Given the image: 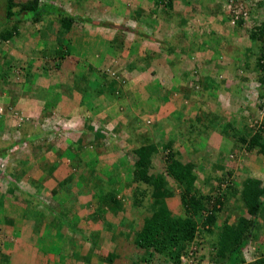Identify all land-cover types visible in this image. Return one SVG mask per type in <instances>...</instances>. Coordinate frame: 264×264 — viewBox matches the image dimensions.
I'll use <instances>...</instances> for the list:
<instances>
[{
    "label": "crops",
    "instance_id": "obj_1",
    "mask_svg": "<svg viewBox=\"0 0 264 264\" xmlns=\"http://www.w3.org/2000/svg\"><path fill=\"white\" fill-rule=\"evenodd\" d=\"M186 1L188 2L185 4L183 0H123L121 5H117L115 8L117 11L113 12V14L109 12V7L99 4L98 1L91 2L90 5L95 8H91L94 14L107 7L105 9L107 11L106 14H110L109 17L111 16V18L104 23L99 20L98 22L95 18H89L91 15L87 12V8L82 5L83 8L81 10H83L84 15L78 14L79 17L87 22H91L92 28L98 30V33L83 36L87 34L83 29L84 33L81 34V38L78 37L76 39V42L73 41L72 35L69 34L70 31H62L57 20L53 25L48 23L46 25L43 21L35 24L32 20L27 19V13L22 15L24 16L23 20L27 22H20L18 24L14 20H7L5 9L0 11V20L3 19L0 22V160L12 158L11 154L7 157L9 147H13V153L14 148L18 149V154L16 153L18 158L13 157V160L16 159L14 163L7 165L8 179L4 178V167L3 169L0 167V172H2L0 173V184L13 186V190H10L12 193L10 194H3L0 191L1 238L5 231H14L22 234L16 237L15 240L19 238V241H26L20 239L22 236L24 239V234L29 236L28 239L30 240L34 237L32 232L33 226L39 224L41 220L44 221L45 226V229H43L45 234L44 239L48 235L49 237L53 235L56 237L59 233L51 228L55 219L58 218L55 216L59 214V209L63 206L65 207L66 203L69 205L71 202V200L66 201V194L64 193H74L71 196H73V199L76 197L74 200L79 203H75L72 208V212L76 213L74 222L79 221V217H82L84 209L90 211L86 217L90 216L97 204L96 199L90 192L86 193V195H76L83 190L79 188V183L86 190V187L97 184V180H93L92 183L86 185V179H89L81 178L77 182L74 181L72 183L69 191L60 187V183L64 180H59V189L56 188L57 194L51 191L54 188V181L57 179L55 173L60 171L63 173L64 169H70L69 167L71 166L74 167V164L72 165V162L68 160L71 158L70 155H61L65 156V158L59 160V164L57 163L58 161L54 163L38 160V156H34L33 154L29 157L28 163L21 160V157H25L29 152H20L24 150L22 144L28 146V144H32L31 141H38L37 139L41 137L32 127L34 120H31L33 119L31 114H33V111L36 112L37 116L44 114L43 116L46 117L47 115L45 114L47 112H52L55 109L58 110L60 107L68 108L69 111L74 110V115L76 113L81 114L78 109L82 110L81 108H85L88 110V114L86 118L84 117L85 120L83 121L84 124L86 121V129L80 134L70 131L69 126L72 117L68 116L63 119V123L66 125L64 128L66 134H64L65 137L57 140L55 146L64 152L65 150L71 149L69 151H72V149H76L75 146H81V140H84V138L88 139L90 134H92V140H95V133H100V131L95 129L93 123L97 120H101L103 123L102 116L100 118V114L102 113L101 107L120 105L121 102V105L127 106L129 109L125 115L127 119L126 130L121 131L126 135L120 136L123 134L119 133L118 127L114 126L111 132L112 135L108 136V138H122L120 144L129 145V142L133 138L132 132L136 129V134H144L140 133L138 129L143 126L142 123H147V125H153L150 129L152 130V136H155L157 141L162 139L166 141L171 140L175 143L176 149H190L194 143L189 142L187 138L191 137L193 140L199 141L200 154L202 155L212 153L225 156V151L228 152L237 165L230 164L229 162L227 165L228 159L222 157L223 162L228 166L226 171L233 173L237 177L243 170H246L244 178L240 179V181H244L247 178H256L264 181V157L256 151L247 152L243 149H240L238 152L234 151L233 143L221 135L220 128H216L214 133H210L211 135L207 133L202 134L201 131L200 133H194V130H191L192 136L189 135L190 130L187 131L185 129L190 122H193L195 115L199 113L204 114L211 121H213V118H218V124L224 123L223 125H225L232 123L234 128L236 126L243 128L244 123H250L257 118L255 108L249 106V101L254 97L256 90L255 82L250 78L252 73L244 69V64L253 58L251 54L252 51H256V47L250 42L249 38L248 40L244 38L243 28L239 29L230 25L228 16L231 18L232 14L227 15L224 13L227 12L228 3H230L228 8L232 7L233 0ZM200 5H203V7ZM55 6L60 7L68 15H77V13L73 14L69 12L64 4ZM122 9H124L123 15L120 14ZM207 11L210 12L209 15ZM190 14L192 15L190 16ZM198 15H200V18L197 17ZM51 20L47 19V21ZM109 22V25H105V23ZM232 23L234 22L232 21ZM75 25L76 23L71 29L73 35H75ZM55 27L57 31H55ZM93 29H91L92 32L95 31ZM103 29H107L110 33L123 32L126 34L122 38V45L118 46L116 44L117 39L114 36L101 40V35L99 34ZM5 32H12V35L10 34V37L6 40L2 38V34ZM205 36L209 37L211 46L208 47L206 42L203 49H201L200 45H192V43L197 42V44H201L200 40ZM60 41H62V44H60ZM68 43L70 44L69 48H72L71 55L66 57L60 65H57V61L54 59L56 57L53 56V50H67ZM100 44H108L107 51L111 55L108 54L111 61L109 62L107 71L100 70L98 67L100 62H98V65L96 64L97 60H102L101 56H107L104 50L100 51ZM173 44H176V46H173ZM188 46L191 48H188ZM97 49H99L100 53L96 52ZM89 52H92L90 56L88 55ZM118 53H122L124 59H121L122 57L118 58ZM166 53H169L167 58L175 57L176 60L185 55L187 59H191V62H186L187 64L182 63V65L179 63L176 71H173V69L171 77L168 79L170 85L165 86V88L158 81L160 76L155 68L162 61V54L165 55ZM88 56L94 57L96 61L94 59L89 61ZM118 60L127 61L129 69L126 70L128 67L124 69L125 74H127L126 76L130 79H140L144 75L148 77L144 69L148 71L151 66L153 71L156 72V74L154 72L152 74L156 75V79L158 78L157 82L152 80L149 84L143 86V82L141 81V90L133 89L132 87L131 91L129 88L121 86L120 91L122 95L116 96L113 94L112 96L110 84L116 82L113 73L116 71ZM105 64H103L105 66L103 68H106ZM81 73L84 76H78ZM97 74H103V78H98ZM155 75H152V77L154 76L155 78ZM128 94L131 97H128ZM87 97H90L91 101ZM117 99V103L112 102V100L115 102ZM194 99H198V101ZM200 107L202 110L199 109ZM168 108L171 111H168ZM195 110L197 111L196 113L192 112ZM134 113L135 115H133ZM102 114L104 115V113ZM211 114L215 115V117L210 118ZM136 115H139L140 118ZM252 125H250L251 128H253ZM19 133L21 137H18L17 141H15ZM56 135L60 136L59 132ZM30 136H32V139L28 140ZM105 138L107 139V136ZM211 139H215L216 141L212 142ZM10 143L12 144L10 145ZM82 143L85 144V140ZM111 145L113 144L110 143ZM132 145H134V142L130 144V147H133ZM34 146H38L41 150H49V145L46 147L45 143L38 145L36 142ZM206 146L208 147L207 150L205 149ZM118 148L115 145V150L109 148L110 150L107 149L97 154L96 157L100 159L101 155L107 154V159H109V163L111 164L108 169L104 167L105 170H116L117 164L122 161L121 153L123 151H119ZM92 149L94 150V148ZM196 155H198V151ZM44 157L42 155V159ZM64 160L71 165L67 164L66 166ZM88 165L89 170L91 165ZM82 166L87 168V163L82 164ZM127 166L126 169L132 171L133 166L129 164ZM121 170L122 177L126 176L127 172L123 167ZM66 177H69V175ZM167 180L171 182L170 178H167ZM20 185L26 186L30 191L27 195H24L26 201L23 202H27V205H24L23 208L19 206L20 204H17L20 203V193H23L19 192L20 189L18 187ZM75 185H78L77 190L74 188ZM130 193V191L126 192L125 212L121 216L122 220L119 218V213L114 214L109 211L106 214V220L115 226V231L119 236L116 234L114 237L113 231L105 229L103 222L92 220L97 223V228L90 230L89 236L92 238V235L97 232L101 233V236L99 240L94 239L89 242V250L85 253L84 243L79 241V238L82 236L81 234H83H80V232L83 229L81 230V227H77L80 230L79 235L81 236L75 238V242H78V245H75V255L81 257L82 264H92L94 262L92 259L96 257L95 253L99 255L104 253L106 255L104 257L105 261H107L108 256L117 255L113 263L104 262L105 264L124 263L121 259L125 261L127 254L125 253L124 255L120 249L124 248L123 251L125 252L132 249H129V247L134 242L133 233L136 232L134 229L138 225V228H140L142 219L150 214L143 207L136 208L134 206V200L129 198L132 196ZM9 199L11 201H8ZM52 199H57L58 202L56 201L53 205ZM84 199L86 200L84 201ZM152 201L151 197L147 198L144 206L147 205L148 207ZM45 204H47L48 208H46ZM33 207H39L37 210L45 209L43 213H40L39 221L34 225L33 217L28 214V211H31ZM37 210L36 212H38ZM52 210H55L57 214L52 213ZM83 217L85 218V216ZM46 222L49 226L46 225ZM126 227L129 228L130 240L125 235L124 230L122 231ZM60 231L63 230L61 229ZM120 233L123 236H120ZM63 235H66V232H63ZM105 235L110 236L104 238ZM55 244H57V247L52 252L53 254L50 252V254L37 255L38 251L33 252V254L29 252L30 250L28 252L34 260L37 259L41 264H47V260L51 261L52 264H72L70 263L72 262V258L67 253L66 255L63 254L61 242L57 241V243L55 242L52 245L56 246ZM105 248H112V252L111 250L106 252L105 250L108 249ZM0 249L3 251L5 248L1 246ZM85 257L89 258L90 261H87ZM28 264L34 263L30 262ZM75 264L79 263L75 262Z\"/></svg>",
    "mask_w": 264,
    "mask_h": 264
},
{
    "label": "trees",
    "instance_id": "obj_2",
    "mask_svg": "<svg viewBox=\"0 0 264 264\" xmlns=\"http://www.w3.org/2000/svg\"><path fill=\"white\" fill-rule=\"evenodd\" d=\"M235 3L244 6L241 12L235 8L230 13L232 14L231 19L235 23V28L244 27L246 23L245 14L250 15L248 11H257V9L261 8L264 15V4L261 2H258L257 7L253 6V9H249L253 5L252 2L246 3L245 0H233V4ZM2 9H5V16L8 21L14 20L18 24L27 22L23 20L24 16H22L27 13L28 18H26L32 20L35 24L43 21L46 25L47 23L53 25L57 20L63 32L71 31L75 21L81 19L68 15L60 7L43 0H27L26 2L0 0V11ZM244 11H246L245 14L243 13ZM47 19L52 20L47 21ZM247 32L250 42L256 47V51H252L251 54L253 58L244 64V69L252 73L250 78L253 79L256 87V94L249 101V106L258 111L256 112L257 115L262 114V119L256 129L251 128L250 123H244L242 130L237 132L232 123H227L220 132L224 138L232 143L234 142V151L238 152L240 149L247 152L256 151L264 157V20L254 25ZM10 34L12 35V32H5L2 34V38L6 40L10 37ZM60 42L62 44V41ZM69 47L70 44L67 45V50H53L57 65H60L66 57L71 55V48ZM218 121V118H213V121H211L204 114H198L185 129L187 131L190 130V136H192L191 130H194V133H200L201 131L202 134H208L212 133L213 130L216 131L215 127ZM135 131L136 129L132 132L131 143L134 142L132 149L117 164L119 167L113 172L111 170L106 178L102 177L98 169L91 165L88 179L97 180V184L86 190L83 188L81 192L77 193V195H86V193L90 192L96 199L97 204L94 212L86 217L85 220L87 222L91 220L103 222L104 228L108 231H113L112 234L115 237L117 234L115 226L106 220V214L110 211L114 214L123 215L127 196L124 193L130 189L132 196L129 198L134 200V206L136 208L143 207L144 210L150 213L141 222L139 221L141 225L138 230L140 231L136 232L133 239L136 249L147 252L148 256H150L151 250H155L161 256L172 260L173 264H182L183 257L187 254L188 246L196 239L199 233V227L203 226L206 232H212L220 220L219 215H221L224 207L232 199L234 201L239 200L246 213L241 214L234 223H230L227 220L223 222L217 238L213 242L215 253L211 264H218L223 260L225 264H245L244 249L250 246L254 240L255 230L260 225L259 218L264 212V181L256 178H247L243 181L242 186L239 187L233 183V173L230 172L228 175L226 174L230 178L229 181L224 178L219 180L220 185H218L215 194H205L198 186L197 166L192 162L183 161L173 141H166L165 139L157 141L156 137L152 136V130L148 131L147 134L141 135L139 133L136 134ZM95 134L96 142L99 139H106V135L101 131ZM187 140L194 143L195 147L200 148L198 140H193L191 137L187 138ZM96 142L94 144L90 142V144L95 146L98 144ZM110 147L115 150V145ZM75 148L74 152L78 154L83 149L86 150L87 147L79 145L75 146ZM98 153L102 152L98 151ZM159 153L164 155V158L162 156L165 165L163 172H157L156 160H158L157 155ZM129 157L134 159L132 161L133 169L130 172H125L126 176L123 178L121 172H119L120 167L126 166L127 168ZM222 157L220 161H223ZM124 170L127 169L124 168ZM167 178L172 179L181 188V201L186 213L185 218L175 216L167 206L166 200L174 195L168 186ZM73 179L74 175L67 177L60 183V187L69 191L74 182ZM53 193L57 194V189ZM149 197L153 200L152 203L148 207L147 205L144 206L146 199ZM62 217L68 219L67 222L65 221L66 223L61 224L62 227L66 224L69 227L73 223L76 230L78 229L77 224L73 220L74 218H71L70 214H65ZM60 222L62 223V220ZM100 236L101 233L99 232L92 235V238L82 235L86 242H91L94 239L99 240ZM120 236H123V234L120 233ZM69 241L73 242L72 240ZM116 257L117 255H110L107 261L113 263ZM85 259L90 261L87 257ZM134 260H131L130 264H139L137 259V261ZM251 264H264V258L258 259Z\"/></svg>",
    "mask_w": 264,
    "mask_h": 264
},
{
    "label": "rangeland",
    "instance_id": "obj_3",
    "mask_svg": "<svg viewBox=\"0 0 264 264\" xmlns=\"http://www.w3.org/2000/svg\"><path fill=\"white\" fill-rule=\"evenodd\" d=\"M16 1L17 2H20V1L26 2L27 0H16ZM43 1L44 2L47 1V2L53 3L55 5L64 4L66 6L67 10H69V12H71L73 14L77 13V15H74V16H76V18L79 17L78 14L84 15L83 10H81L83 8L82 5H84L87 8L86 9L87 12L91 15V16H89V18H95V20H97V21L99 20L100 22H103V23L111 18V16L109 17L110 14H106L107 11L105 9L107 7H109L110 8L109 12H111L113 14V12L117 11V9H115L117 7V5L118 4L121 5V3L123 2V0H58V1L57 0H43ZM93 1H98L99 4L105 5L107 7L104 9H101V11L97 12V14H94V11L91 8H93V9H95V8L92 7V5H90L91 2H93ZM183 1L185 2V4L188 2L186 0H183ZM82 2H83V4H82ZM245 2L246 3H251V2L253 3V5H251V7H249V9H253L254 8L253 6L257 7V5L259 4L258 2H261L262 4H264V0H257V1L245 0ZM228 4L230 5V3H228ZM200 6L203 7V5H200ZM228 6H227V12H224L227 15L230 14L235 8L239 9L240 12L242 11V9H244L243 5H237L236 3L231 5L233 8L232 7L228 8ZM205 10H204V13H205ZM262 10L260 8L259 10L257 9V11H253V10L248 11V12H250L251 17L249 14L246 13V11L243 12L244 14L246 13L245 14V19H246L245 22L246 23H245V26L243 27V30H244L243 34H244V38L246 40H248V37H247L248 32L247 31L249 29H251L252 27H254V25H256L257 23H261L264 20V15L262 14ZM123 11H124V9H122V11L120 13L121 15H123ZM92 14H94V15H92ZM207 14L209 15L210 12L207 11ZM191 15L192 14H190V16ZM199 16L200 15H198L197 17L200 18ZM122 17H124V16H122ZM248 17H250V19H248ZM79 18H81V17H79ZM228 20H230V25L232 27H235V24L232 23V21H231L232 19L229 16H228ZM75 23H76V25L74 26L75 35H73L72 30L69 32V34L72 35L74 42H76V39L78 37L81 38V34H83L84 32L87 34H84L83 36H85V35L88 36V34L98 33V30H95L92 28L91 22H87L86 20H84L82 18L77 19L75 21ZM109 24H110V22L105 23V25H109ZM83 29L85 30L84 32H83ZM91 29H93L95 31L92 32ZM107 29H109V28H107ZM107 29L101 30V32L99 34V35H101V38L100 37L99 38L101 40H106L110 36H114L117 39L116 44L118 46L122 45V43H123L122 38H124V36L126 34H124L123 32H117V33L111 32L110 33ZM55 31H57L56 27H55ZM205 38H207V39H205ZM56 39H57V37H56ZM200 41H201L200 42L201 44H197L198 43L197 42V43H192V45H194V44L197 46L200 45L201 49H203L205 42H206V45L208 47L211 46L209 43V37L208 36L201 38ZM67 45H69V43ZM151 45L154 46L153 44H151ZM87 46H90V45H87ZM173 46H176V44L175 45L173 44ZM99 48H101L100 51L104 50L107 53V56L106 55L101 56L100 58H102V60L101 59L97 60L96 64L98 65V62H100L98 65L100 70L101 71H107L109 62L111 61V58H109L110 54L107 51L108 50V44H106V45L100 44ZM188 48H191V47L188 46ZM170 50H172V49H170ZM70 51L72 52V48L70 49ZM100 51H99V49L96 50V52H99V53H100ZM243 52H245V51H243ZM91 54H92V52L88 53L89 56ZM89 56H88L89 61L94 59V57L92 58V56L91 57H89ZM167 56H169V53L168 54L166 53L165 55L162 54V57H161L162 61L159 62L157 64V67L155 68V70L159 73V76H160V79H158V78L157 79L161 84L164 85V87L165 86L167 87L170 85L169 84L170 81H168V79L171 77L172 70L174 69L173 71H176V67H177V65H179V63L182 65V63L187 64L186 62H189V63L191 62V59L190 58L187 59V57L185 55L180 57L179 60H176L175 57L167 58ZM117 57L118 58L122 57L121 59H124L122 56V53H118ZM94 60L96 61V59H94ZM254 60H255V58H254ZM104 63H106L105 64L106 68H103V67H105L103 65ZM93 65L96 66L95 64H93ZM125 67H128L127 61L123 62L121 60L120 61L118 60L117 65H116V71H114V73H113L114 74L113 76L115 77L116 82L115 83L113 82V84L112 83L110 84L111 88H112V91H111L112 96H113V94L116 96L122 95V92L120 91L121 86L123 88H129L132 91V87H133V89L136 88L137 90H141V88H140L141 81L143 82V86L149 84L152 80H155V82H157L156 75H155L156 72L153 71L151 66H150L148 71H147V69H144V71H145V73H147L148 77H146V75H144L140 79L139 78L138 79L128 78L126 76L127 74H125V69H124ZM128 69H129V67L126 68V70H128ZM153 72L155 74H152ZM82 73L79 74L78 76H80V75L84 76V74H82ZM97 73H99V72H97ZM102 75L103 74L98 75V78L102 79L103 78ZM152 75H155V78H154V76L152 77ZM251 80L253 81L252 78H251ZM255 94L256 93L254 92V95ZM128 95H129L128 97H131L130 94H128ZM90 96H92V95H90ZM123 97H125V95H123ZM87 98L89 101H91L90 97H87ZM194 100L198 101V99H194ZM117 101H118V99L115 102L112 100L113 103H117ZM81 109L82 110L78 109V111L81 112V114L76 113V115H74V113H75L74 110L69 111L68 108L65 109L62 107L58 108V110L55 109L52 112L51 111L47 112V114H45V115H47L46 117L43 116L44 114H41V116L40 115L37 116L35 111H33L32 112L33 114H31L32 118H33L31 120L32 121L34 120L32 127L35 131L38 132V135H40L41 137L39 139H37L38 141H34V142L31 141L32 144H30V145L28 144V146L25 144H22L24 146V150H22L20 152H23V151H29V152L26 154L25 157H21L22 158L21 160H24V162L26 161L28 163L29 157L33 154L34 156L35 155L38 156V158L36 156V158L38 160H45V161L54 162V163H55V161H58L57 163L59 164V160H63L65 158V156H61V155H70L71 158L68 160H70V162H72V165L74 164V167L71 166V167H69L70 169H64L63 173H62V171L55 173V177H57V179H55V181H54V188H53V190H51L52 192H54V190L56 188H58V181L59 180H65L67 178L66 177L67 175L72 176L71 174H74L73 180L75 182H77V180H79L81 178H84V179L89 178L90 171L88 170V168H89L88 164H90V165H92V167H95L96 169H98V172H100V175L102 177L106 178L108 173L111 171V170L108 171V170L104 169V167H106V169H108L109 165L111 164V163H109L110 162L109 159H107L108 156H107V154L101 155L100 156L101 159L97 158L96 156L98 154V151L104 152L107 149L111 148L110 143L118 146L119 151H123L121 153L122 158L128 153L127 150L130 151L132 149V147H130L131 142H129V145L120 144V141L122 138H117V139L108 138V136L112 135L111 132H112V128L114 126L118 127L119 133H122L121 132L122 130H124V131L126 130L125 126H127V122H126L127 119L125 118V115L127 114V110L129 111V109L127 106L124 107L123 105H121V102H120V105L116 104L115 106H111V107L110 106L101 107L102 113H104V115L101 113L100 118L102 116L101 119L103 120V123L101 120L100 121L97 120V121H95V123H93V125L95 126V129H98L99 131L103 132L107 136V139H105V140L99 139L96 142L95 140H92V134H90L88 139L84 138L85 144L82 143L84 140L83 139L81 140L82 141L81 146L87 147L86 150L83 149L82 150L83 152L81 151L78 154H76L73 149H72V151H69V150H71V149H69V150H65L64 152L61 151L62 149H58L55 146L57 140L62 139L63 137H65L64 134H66V131L64 130L66 125H64L63 119H65L68 116L72 117V119H71L72 121H70V126H69V128L71 129L70 131H75L78 134H80L82 131H85L86 121H85V124L83 121L85 120L84 117L86 118V115L88 114V110H86L85 108H81ZM196 109H197V107H196ZM199 109L202 110L201 107ZM167 110L169 111L170 108H168ZM68 111H69V113H68ZM192 112L196 113L197 111L195 110ZM205 112L207 113V111H205ZM256 112H258V111L256 110ZM211 113H213V112H211ZM133 115H135V113ZM136 116L139 117V115H136ZM196 116L197 115H195V117ZM261 116H262V114L261 115L258 114L257 118L254 121L250 122V125L253 124L252 127L254 129H256V126L260 124L261 119H262ZM213 117H215V115H212L210 118H213ZM135 120H137V119L135 118ZM80 122H83V123H80ZM111 123H112V125H111ZM132 123H130V124H132ZM142 124H143V126L140 127L138 130L140 131V133L146 132L144 134H147V132L151 130L150 128H152L153 125H147V123H142ZM223 124L224 123H219V124L217 123V127H215V129L220 128V130H221L224 127ZM221 125H222V127H221ZM235 130L237 132H240L242 130V128L236 126ZM58 132H59L60 136L56 135ZM212 133H214V130L212 131ZM116 134H118V133H116ZM122 134L123 135H120V136L126 135L124 133H122ZM208 134L211 135L210 133H208ZM22 136L27 137L29 135H22ZM18 137H21L20 133H19V135L16 136L15 141H17ZM31 137L32 136H30V138H28V140L32 139ZM7 141H9V140L7 139ZM160 141H162V140H160ZM211 141L215 142L216 140L211 139ZM36 142L38 143V145L45 143L46 147L49 145V150H44V149L41 150V148H39L38 146L37 147L34 146V144H36ZM90 142H93V144L96 142L98 144H96L94 146V145H91ZM11 144L12 143H10V145ZM7 146L9 147V145H7ZM10 148L11 147H9V149H8L9 153H7V157L9 154H11L12 158L13 157L18 158V156H17L18 149L14 148V153H13L12 152L13 147L11 149ZM19 148H21V147H19ZM90 148L91 149L94 148V150L93 149L91 150ZM207 148L208 147L206 146L205 149L207 150ZM90 150L93 152H91ZM177 150L180 152L183 161L192 162L193 164H195L197 166L196 173L198 174V178H199L198 186L203 193L215 194L217 191L218 185H220L219 184L220 179L224 178L226 181L230 180V178H228V176H227L228 173H230V172L226 171V169L228 168L227 165H228V162L230 164H236V162H234V159L232 158L231 155H229L228 152L225 151V156H223L224 159H226V158L228 159L227 165H226L225 162H223L222 160L220 161V158H221L220 155L212 154V153L211 154L206 153V154L202 155V154H200L201 149L195 147V145H192L190 147V149L189 148H178ZM42 151H44V153H42ZM59 151H61V152H59ZM67 151H69V152H67ZM197 151H198V155H196ZM125 152H127V153H125ZM42 155L45 156L43 159H42ZM232 155L234 156V154H232ZM254 155H256V154H254ZM157 156H158L157 157L158 160H156L157 167H158L157 172H163L165 169V165L163 162L164 155L159 153ZM162 156H163V158H162ZM256 157H257V155H256ZM12 158H7V159L4 158L3 160H0V167H2V169L4 167V170H5V171H3L5 179H8L7 178L8 177L7 165L10 163H14V160H16V159L13 160ZM128 160L130 161V162H128V164L132 166V161L134 159L129 157ZM64 162H65L66 166H67V164L68 165L70 164V163H66L65 160H64ZM84 163H87V168L85 166H82V164H84ZM214 164H216V165L214 166ZM117 167H119V166H117ZM123 168L126 169V166H124ZM262 170H263V168H262ZM120 171H122L121 167H120ZM125 171L130 172L129 169H127ZM245 171L246 170H243V172H241V174H239L237 177H235L236 175L234 176V174H233L232 181L235 185H237L239 187L242 186L243 181H240V179L244 178V175L246 174V173H244ZM112 172H113V170H112ZM0 173H2V172H0ZM123 178H125V176H123ZM92 181L93 180H91V179H89V180L86 179L85 184L86 185L90 184V183H92ZM171 182L169 183L168 186L173 191L174 195L171 198L166 200L167 206L173 212V214L175 216L185 218L186 213H185L184 206L182 205V201H181V188L172 179H171ZM223 185H225V184H223ZM9 186L10 185H8V184H5V185L0 184V191L3 192V194L12 193V192H10V190L11 189L13 190V186H10V187ZM18 188L20 189L19 192H23V193H20V195L18 194L21 198L19 199L20 203H17V204H20L19 206H21V208H23L24 205H27L26 204L27 202H23V201H26V197L24 195H27L28 192H30V191L28 190V188L26 186L23 187V185H20ZM74 188H75V190H77L78 185L77 186L75 185ZM79 188L83 189L81 183H79ZM88 188H90V187H86V189H88ZM223 188H224V186H223ZM61 191H59V192H61ZM128 191H130V190H128ZM128 191H126V192L128 193ZM126 192L124 194H126ZM64 194H66V201L71 200V202L69 203V205H68V203H66L65 207L63 206L61 209H59V214L55 216L58 218L55 219V222L51 227L53 230L55 229L60 235L58 234L56 236L57 237L56 238L52 234L53 236L49 237V235H48V237L46 239H44L45 234H44L43 229H45V226H44V221H42V220L39 222V224H36L35 226H33L32 232L34 234V237L30 240L28 239L29 236H26L25 234H24V236H25L24 239H23V236L20 239L26 240V241H19V238H17L15 240L16 237H19V235H22V234L21 233L18 234L17 232H14V231L13 232L5 231L3 234V237L2 238L0 237V245L3 248H5L3 251L0 249V264H28L30 262L34 263V264H41L38 262L37 259L34 260L32 258V256L30 255V253L33 254V252L38 251L37 255L50 254V252H51V254H53L52 252H54L55 248L57 247V244H55L56 246H54L52 244L55 242L57 243V241L61 242L62 251H64L63 254L66 255V253H67L69 255V257L72 258V260H71L72 262H70V263L75 264V262H76V263L82 264L81 262H83V261H81V257L80 256L77 257L75 255V252H76L75 245H78V242H75V238H79L84 233H85L84 235H88V237H91V236H89L90 230H93V229L95 230V228H97V223L93 222L92 220L89 222H87L85 220L87 214H89L90 211H87L86 209H84V211H82V217L85 216V218L79 217V221L75 220L76 222H78L77 223V225H79L78 227H81L80 229L81 230L83 229V231L80 232L78 229L76 230V228L73 226V223H71L69 225V227L67 226V224L62 227L61 224L66 223L68 220V219H65V217L63 218L62 216L65 215L66 213H68L71 216H73L72 218H75L76 213L74 211L72 212V208H73V205L75 203L79 204L78 202H76V200H74V199H76V197L73 199L72 198L73 196H71V195H74V193L71 194V192H69V193L67 192ZM85 200L86 199H84V201ZM8 201H11V200L9 199ZM56 201H57V199H52V204L54 205ZM60 203H62V202H60ZM8 205H10V204L8 203ZM45 205L47 206V204H45ZM62 205H63V203H62ZM15 206L17 207L16 204H15ZM38 208L39 207H33V208H31V211H28V214H30L33 217V225L35 223H37V221H39V217L41 216L40 213H43L45 211V209L37 210ZM46 208H48V206ZM36 210L38 212H36ZM20 211H21V209H20ZM52 213L57 214V212L55 210H52ZM245 213H246V211L243 210L242 203L239 202V200L234 201V199H232L230 201V203H228L224 207L221 215H219L220 220L212 232L208 233L204 230L203 226L199 227V233H198L196 239L194 241H192V243H190V245L188 246L187 254H186V256L183 257L184 260H182V264H211L213 254L215 253V247H214L213 242H215V240L217 238V234L219 233V230H220L221 226L223 225V222H225L227 220L230 223H234L241 214H245ZM121 216H123V215L119 216L120 219H121ZM77 219H78V216H77ZM120 219H119V221H120ZM61 220H62V223L60 222ZM259 221H260V225L255 230L254 240L252 241L250 246H248L244 249V256H245L244 258L246 260L245 264H251V263L257 261L258 259L264 258V212L262 213L261 217L259 218ZM46 225L49 226V224H47V222H46ZM138 226H137V228L134 229V230H136V232L139 229ZM61 229L63 231H60ZM128 229L129 228L126 227V228H123L122 231L124 230L125 235L128 236L129 240H130V234L128 233V231H129ZM138 231H140V230H138ZM63 232H66V235H63ZM79 232H80V234L81 233H83V234L79 235ZM136 232L133 233V235H134L133 238L135 237ZM75 234H78V235H75ZM108 236H110V235H105L104 238L105 237L108 238ZM104 238H103V240H104ZM69 240H72L73 242L71 243ZM79 241L84 243L85 253H87V251L89 250V242L90 241L86 242L82 236L79 238ZM4 244H5V246H4ZM130 246L131 247H129V249H131V248L132 249L127 250V252L123 251L124 248L120 249L124 255H125V253L127 254L125 257V261L123 259H121V261L124 262L122 264H130V261L134 260V259L135 260L137 259L139 264H173L172 260H169L167 257L161 256L155 250H151V252L149 253V255L151 256L150 257V256H148L147 252H143V250H139V249L137 250L134 242ZM31 248L35 251H33ZM105 249H108V248H105ZM28 250H30L29 251L30 253L28 252ZM109 250H111V252H112V248L105 250V251L107 252ZM95 254H96V257L92 259V260H94V262L92 264L108 263V261H105L104 257L106 255H104V253H101V255H99L98 253H95ZM127 257H128V259H126ZM74 258L77 261H75ZM146 258H148L147 261H145ZM50 263H51V261L49 262L47 260V264H50ZM42 264H44V263H42ZM218 264H225V261L224 260L220 261V263H218Z\"/></svg>",
    "mask_w": 264,
    "mask_h": 264
}]
</instances>
